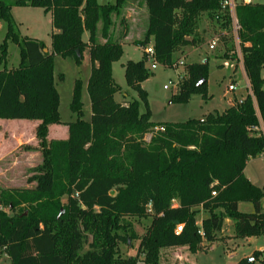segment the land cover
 I'll use <instances>...</instances> for the list:
<instances>
[{
	"label": "trees",
	"instance_id": "1",
	"mask_svg": "<svg viewBox=\"0 0 264 264\" xmlns=\"http://www.w3.org/2000/svg\"><path fill=\"white\" fill-rule=\"evenodd\" d=\"M132 1L148 11L144 37L135 43L152 44L165 66L174 67L175 52L196 42L202 14L222 19V28L231 30L224 0H0V20L6 23L0 44V119L38 121L36 148L42 155L28 177L34 187L0 189V264L5 257L10 264H136L137 257L120 252L121 242L136 237L132 218H151L137 236L146 264H160L163 248L186 246L197 253L203 241L219 239L226 219L233 221L237 238L264 236V187L245 175L248 160L264 153V137L250 131L260 122L257 109L264 123V3L236 7L250 92L202 119L156 123L141 86L152 74L145 55L124 64L126 82L138 97L116 99L122 86L114 79L113 63L124 53V10ZM17 6L51 14V51L43 41L20 35L12 15ZM118 19L125 28L119 36ZM9 41L20 53L13 68L7 67ZM87 48L92 115L84 119L78 78L70 103L77 118L63 122L54 59L59 55L79 64ZM184 72L172 102H188L195 93L207 98L209 60L184 62ZM52 124H66L67 137L48 139ZM240 202L252 203L254 211L239 210ZM201 211L206 216L199 225ZM179 225L183 228L177 232ZM263 254L255 250L238 264H264Z\"/></svg>",
	"mask_w": 264,
	"mask_h": 264
},
{
	"label": "rangeland",
	"instance_id": "2",
	"mask_svg": "<svg viewBox=\"0 0 264 264\" xmlns=\"http://www.w3.org/2000/svg\"><path fill=\"white\" fill-rule=\"evenodd\" d=\"M97 1L100 4L115 2V0ZM253 2L264 3V0H253ZM12 15L21 36L37 38L43 41L51 51L53 28L50 13H46L41 7L17 6L12 9ZM124 16L126 17L125 24L128 26L127 37L123 40L124 53L120 60L113 63L114 79L122 86V92L116 95L118 101L133 100L138 97L137 91L128 86L126 82L124 64L128 60H140L143 55H146L145 47L135 43L136 40L144 37L148 21L146 6L138 1H132L126 6ZM116 22L115 34L119 36L125 28L120 24V19ZM222 23V19L219 21L206 13L202 14L199 18L196 42L183 46L174 54V60L179 59L184 62L209 60L207 98L200 93H195L188 102H172V96L177 92L178 85L185 74L184 65L169 67L159 63L157 68H151V76L142 82L141 86L148 93L152 121L161 123L184 122L192 118L202 119L209 113L224 111L233 104L234 100H242L250 92L246 73L241 63L233 58V55L240 50V45L232 32V24L231 30H228L222 28ZM5 34L6 23L0 20V44ZM88 35L86 31L83 39L87 40ZM217 37L219 41L215 48L211 49L210 44ZM8 46L7 67H17L20 62L18 45L9 41ZM224 55H229L230 58ZM226 60H230L231 64L235 65L234 68L225 66L223 63ZM54 62L62 121L70 122L77 118L70 108V103L78 78L83 81L84 119L89 121L92 115L91 100L87 90V82L91 74L89 49H85L79 64L72 58L59 55L55 56ZM147 65L150 67L149 62ZM230 83L237 84L235 90L228 89ZM165 85H169V88H165ZM141 110H144L142 103ZM37 123L38 121L35 120L0 119V189L35 186L36 182H29L28 177L33 174L32 168L42 161L41 151L36 148L39 142L35 135ZM51 126L48 139L65 136L66 124H58L57 127L52 124ZM245 175L255 185L264 187V153L248 160ZM173 204L177 205V201H173ZM239 210L253 212L254 206L250 202H240ZM205 216L206 213L201 211L197 220L199 225ZM131 221L136 237L127 243L121 242L120 252L124 257H137L136 264H146L144 255L138 254V237L146 231L151 218H132ZM255 250L264 251V236L237 238L234 236L233 221L227 219L222 232L219 233L218 240L212 243L203 241L197 253H192L186 246L163 248L160 264H238L241 258L252 256ZM2 261L10 264L8 257Z\"/></svg>",
	"mask_w": 264,
	"mask_h": 264
},
{
	"label": "built area",
	"instance_id": "3",
	"mask_svg": "<svg viewBox=\"0 0 264 264\" xmlns=\"http://www.w3.org/2000/svg\"><path fill=\"white\" fill-rule=\"evenodd\" d=\"M251 2H253V0H224V2L222 4L223 8L227 10V12L229 13V15L231 17L232 32L234 34L236 41L238 40V32H239V29L241 27L239 24L238 18H237L236 7L238 4H241V3L248 4ZM218 41H219L218 37L214 38L210 44V48L214 49L215 46L217 45ZM238 43H239V40H238ZM145 53H146V55H145L146 61L150 63V68H153V69L157 68L159 61L156 59L155 50H154V47L152 44L148 45L145 48ZM235 58L241 63V67H242L243 71H245L244 66H243L241 50L236 52ZM179 64L184 65V61L179 60L175 66H178ZM223 64L225 66H228L231 68H234V66H235L234 64H231L230 60L224 61ZM170 83H172V82L170 81ZM248 86H249V84H248ZM236 87H237L236 83H230L228 86V89L229 90H235ZM165 88H169V85H165ZM257 113H258L260 122H259V124L252 126L250 128V131L252 132V134H256V135L264 137V123H263L262 117H261L258 109H257ZM215 194H216V192H213V195H215ZM0 210H2V207H0ZM182 228H183V225H179L177 227V232L182 231Z\"/></svg>",
	"mask_w": 264,
	"mask_h": 264
},
{
	"label": "crops",
	"instance_id": "4",
	"mask_svg": "<svg viewBox=\"0 0 264 264\" xmlns=\"http://www.w3.org/2000/svg\"><path fill=\"white\" fill-rule=\"evenodd\" d=\"M86 33V32H85ZM89 34V33H88ZM127 37V36H126ZM126 37H125V39H126ZM88 39H89V35H88V38H87V40H85V41H88ZM49 49V48H48ZM245 72V71H244ZM264 76V75H263ZM247 78V77H246ZM232 105V104H231ZM57 125L58 124H55V126L57 127ZM51 128V130H52V126L50 127ZM67 133H68V126L67 127H65V136L64 137H57V138H66L67 137ZM51 138H55V137H51ZM227 220V219H226ZM201 224V223H200ZM264 252V251H263Z\"/></svg>",
	"mask_w": 264,
	"mask_h": 264
},
{
	"label": "water",
	"instance_id": "5",
	"mask_svg": "<svg viewBox=\"0 0 264 264\" xmlns=\"http://www.w3.org/2000/svg\"><path fill=\"white\" fill-rule=\"evenodd\" d=\"M46 50H47V49H46ZM205 81H206L205 79H202V80L198 83V85L201 86L202 84L205 83ZM114 193H115V191L112 190V191H111V194H114ZM62 213H63V211H62ZM251 259H252V258H251Z\"/></svg>",
	"mask_w": 264,
	"mask_h": 264
}]
</instances>
